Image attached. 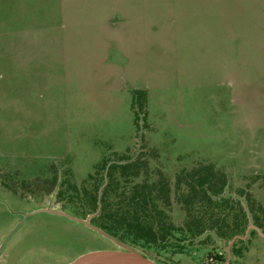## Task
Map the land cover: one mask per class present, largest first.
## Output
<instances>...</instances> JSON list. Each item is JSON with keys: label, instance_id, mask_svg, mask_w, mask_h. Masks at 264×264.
<instances>
[{"label": "rangeland", "instance_id": "374dc122", "mask_svg": "<svg viewBox=\"0 0 264 264\" xmlns=\"http://www.w3.org/2000/svg\"><path fill=\"white\" fill-rule=\"evenodd\" d=\"M56 1L0 0V264H67L98 249L133 250L157 264H264L262 86L226 115L198 110L199 122L179 124L175 72L157 82L148 76L134 124L128 89L146 83L135 48L122 36L114 46L109 32L106 49L98 38L55 46L66 31L48 28ZM118 154L145 160L148 175L132 181L153 180L155 170L167 181L166 212L180 229L163 248L108 237L95 227L96 209L85 207L77 188L90 186L82 180L102 158ZM205 162L225 180L212 196L219 205L198 213L210 212L213 223L191 234L174 178ZM233 220L242 229L229 235Z\"/></svg>", "mask_w": 264, "mask_h": 264}, {"label": "crops", "instance_id": "0c3cea01", "mask_svg": "<svg viewBox=\"0 0 264 264\" xmlns=\"http://www.w3.org/2000/svg\"><path fill=\"white\" fill-rule=\"evenodd\" d=\"M56 4L58 17L48 28L56 35L58 28L66 31L55 37V46L67 49L98 38L105 48L108 32L114 46L122 36L144 64L146 83L133 85L144 91L150 87L148 76L157 82L166 71L175 72L179 124L199 122L198 110H226V115L233 103L238 109V101H249L261 86L264 90V0H58ZM75 34L77 40L72 39ZM117 49L121 55L123 47ZM145 95L147 99V91ZM196 101L202 104L197 106Z\"/></svg>", "mask_w": 264, "mask_h": 264}, {"label": "trees", "instance_id": "16d2710c", "mask_svg": "<svg viewBox=\"0 0 264 264\" xmlns=\"http://www.w3.org/2000/svg\"><path fill=\"white\" fill-rule=\"evenodd\" d=\"M129 93L135 124L136 117L144 115V90L132 88ZM140 148L143 149V146ZM155 171L156 178L153 180L142 178L132 181L139 174L144 177L148 175L144 159L125 154L102 158L82 180V183L89 182L90 186L87 188L80 184L77 188L85 200L86 209H96L93 218L95 227L118 242L163 248L166 236L180 229V226H175L166 212L169 206V187L164 176L158 170ZM224 180L222 173L207 162L187 171L180 170L175 175L176 200L180 202L185 214L182 226L191 234L213 223L210 212L205 217L198 213L206 211L202 208L219 205L212 196L221 191ZM71 186L76 190L73 184ZM241 225L242 220H233L229 235L239 232Z\"/></svg>", "mask_w": 264, "mask_h": 264}, {"label": "water", "instance_id": "95a60500", "mask_svg": "<svg viewBox=\"0 0 264 264\" xmlns=\"http://www.w3.org/2000/svg\"><path fill=\"white\" fill-rule=\"evenodd\" d=\"M98 230V229H97ZM104 234V233H103ZM67 264H157L133 250L98 249L83 252Z\"/></svg>", "mask_w": 264, "mask_h": 264}, {"label": "flooded vegetation", "instance_id": "af4514ba", "mask_svg": "<svg viewBox=\"0 0 264 264\" xmlns=\"http://www.w3.org/2000/svg\"><path fill=\"white\" fill-rule=\"evenodd\" d=\"M217 256H218V255H217ZM213 257H214V256H213ZM213 257L210 256V257L208 258V261H209V262H212V261L215 259V257H214V258H213Z\"/></svg>", "mask_w": 264, "mask_h": 264}]
</instances>
